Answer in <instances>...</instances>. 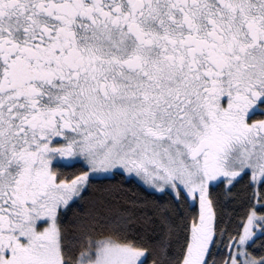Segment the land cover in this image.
Here are the masks:
<instances>
[{
    "label": "snow or ice",
    "instance_id": "1",
    "mask_svg": "<svg viewBox=\"0 0 264 264\" xmlns=\"http://www.w3.org/2000/svg\"><path fill=\"white\" fill-rule=\"evenodd\" d=\"M0 264H264V0H0Z\"/></svg>",
    "mask_w": 264,
    "mask_h": 264
}]
</instances>
